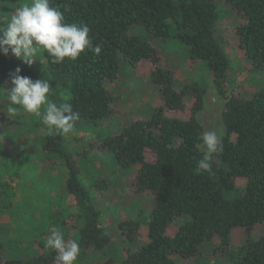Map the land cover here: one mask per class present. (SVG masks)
Masks as SVG:
<instances>
[{"label":"trees","instance_id":"16d2710c","mask_svg":"<svg viewBox=\"0 0 264 264\" xmlns=\"http://www.w3.org/2000/svg\"><path fill=\"white\" fill-rule=\"evenodd\" d=\"M241 18L235 28L239 46L251 66L264 69V0H223ZM66 22L84 23L90 28L93 45H100L99 57L86 51L76 61L52 64L43 51L52 79V99L70 103L83 122L96 124L115 114L119 100L110 83L117 80L123 64L134 70L144 62L153 64L150 78L160 89L163 104L147 118H136L100 146L113 152L120 166L136 168L131 179L138 195H154L155 204L146 217L148 242L138 245L121 262L106 264H176L177 259L195 263L203 246L219 239L217 251L221 264H264V234L256 238L254 230L264 233V88L247 96H228L232 64L217 38L220 11L215 0H51ZM140 26L147 35L131 32ZM174 37L187 47L192 58L205 61L217 92L226 99L223 112L224 151L214 157L212 172L197 171L201 158L202 126L197 114L203 109L206 86L197 82L175 88V74L167 68L152 43V38ZM21 75L40 80L24 63L0 52V87L11 88L10 74L16 68ZM61 83L58 88L55 83ZM64 93V94H63ZM186 94L194 98L191 116L179 119L167 111L185 110ZM117 100V103H116ZM5 112L0 102V135ZM58 147L64 135H51ZM154 155L148 160L147 153ZM247 180L246 188L235 198L226 193L237 190L236 180ZM68 192L75 206L84 210L85 225L80 243L85 248L102 249L108 236L100 224L90 190L75 178L68 179ZM140 218L120 222L121 233L136 241ZM173 228L174 231H173ZM244 230L245 242L233 248L232 235ZM0 264H55V253L30 260H4Z\"/></svg>","mask_w":264,"mask_h":264},{"label":"rangeland","instance_id":"374dc122","mask_svg":"<svg viewBox=\"0 0 264 264\" xmlns=\"http://www.w3.org/2000/svg\"><path fill=\"white\" fill-rule=\"evenodd\" d=\"M28 2L30 0L0 2V28L6 26L11 14L21 3ZM215 2L221 13L217 22V38L232 64L227 94L229 97L237 93L251 96L264 88V69L255 70L239 46L235 28L241 22L240 15L225 5L223 0ZM131 32L147 35L140 26L132 28ZM152 43L163 64L174 72L177 90L195 82L207 85L204 106L197 114V119L202 126V133L222 128L224 137L226 131L223 112L226 99L217 92L207 63L192 58L187 47L174 37L166 40L152 38ZM36 60L32 66L24 64L25 67L40 80L47 79L52 83L43 50L37 53ZM153 67L152 63L144 62L134 70L128 64H123L117 80L109 85L119 100L115 113L119 115L96 124L83 122L72 133L64 135L60 147L48 134L42 117L25 114L21 110L16 117L8 118L6 108L9 101L6 92L0 89V102L5 112L0 135L3 136L0 139L2 259L30 260L55 253L45 247L52 228L60 230L66 240L72 239L79 244L80 254L76 264H106L111 259L121 262L138 245L148 242V227L144 223L155 204V196L136 194L131 183L136 168L120 166L113 152L100 145L132 120L149 117L155 107L163 104L160 89L150 78ZM55 85L62 87L61 83ZM185 98L188 105L185 110H171L166 114L188 119L194 98L187 94ZM147 158L151 161L154 155L148 152ZM72 178L90 190V204L95 205L100 224L108 236V242L102 249L85 248L80 243V230L86 219L84 210L75 206L73 197L68 192L67 181ZM246 184V179L238 178L237 190L227 192L226 197L239 196ZM137 218L143 224L140 235L134 241L120 232L118 224ZM260 230L263 231V228ZM260 230H254L256 238L264 234ZM232 240L236 250L245 242L244 230H235ZM220 242L219 239H214L206 243L196 262L191 264H221L222 254L217 251ZM187 262L178 258L176 264H188Z\"/></svg>","mask_w":264,"mask_h":264},{"label":"clouds","instance_id":"9594fccd","mask_svg":"<svg viewBox=\"0 0 264 264\" xmlns=\"http://www.w3.org/2000/svg\"><path fill=\"white\" fill-rule=\"evenodd\" d=\"M40 50L47 52L52 64H62L65 60L74 62L86 51L97 57L102 52L100 45H93L88 25L66 22L64 13L52 6L51 0H30L21 3L6 26L0 28V52L5 56L11 52L24 64L32 66ZM20 73L18 67L10 74V89L0 88L9 101L7 117H16L22 110L25 114L42 117L49 135L72 133L80 114L70 103L57 104L50 99L52 87L47 79L33 81ZM201 141L196 146L202 153L196 169L210 174L214 157L224 151L222 128L203 132ZM45 247L55 251V264H76L80 254L79 244L66 240L57 228L51 229Z\"/></svg>","mask_w":264,"mask_h":264}]
</instances>
